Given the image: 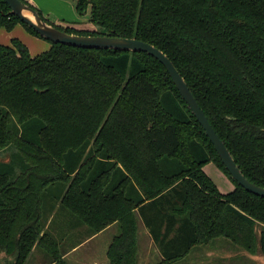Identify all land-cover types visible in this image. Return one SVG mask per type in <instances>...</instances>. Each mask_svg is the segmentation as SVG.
I'll list each match as a JSON object with an SVG mask.
<instances>
[{"label": "trees", "instance_id": "obj_1", "mask_svg": "<svg viewBox=\"0 0 264 264\" xmlns=\"http://www.w3.org/2000/svg\"><path fill=\"white\" fill-rule=\"evenodd\" d=\"M22 1L68 33L162 50L242 172L264 187V0H73L95 30L57 24ZM19 24L42 37L0 0V29ZM0 154L9 156L0 159V264H27L35 248L70 264L45 230L53 212L90 235L117 224L110 264H139L140 220L162 255L154 264H176L217 238L264 256V197L232 178L167 68L146 52L52 42L32 56L18 38L0 43ZM212 162L233 191L205 172Z\"/></svg>", "mask_w": 264, "mask_h": 264}, {"label": "crops", "instance_id": "obj_2", "mask_svg": "<svg viewBox=\"0 0 264 264\" xmlns=\"http://www.w3.org/2000/svg\"><path fill=\"white\" fill-rule=\"evenodd\" d=\"M29 1L35 4L43 12L46 10L52 11V9L54 10L55 8L58 9L62 4L57 0H35V1L29 0ZM55 23L62 24L58 21H56ZM62 25H66V24H62ZM19 26L20 25L16 27ZM13 38L20 39L19 37H13ZM229 184L230 185H228L229 186L228 188L229 191H228V190H223L216 183V185L218 186L219 190L222 193H229L235 189L234 183H229ZM225 186H227V184ZM66 218L70 222H72L71 218L67 216L65 218L64 217L55 218L53 212V215H51L45 222L46 223L45 230H49L54 235V237L57 238L58 241L61 243V246L63 248L64 258L70 264H90L89 261H92L91 264H110L108 258V249L114 237L118 235L120 232L119 226L117 224H112L105 230L97 234L90 235L89 230H87L85 227L83 226L76 227L73 225L72 226L73 229L69 233V235L71 233L73 235L71 234L70 238L71 239L74 238L73 236L75 234L76 236L78 235L79 238L76 239L74 244H71L70 243L71 241H69V244H67L66 238L68 235L67 233L68 231H66V233L59 235L61 227H65V225L68 226V220ZM138 227H139L138 242L140 248L139 264H154L160 261L162 255L158 247L155 245L148 229L145 227V225L141 220L138 223ZM93 242H97L96 245L94 247H89ZM200 246H206V249L203 247L199 248L198 246L194 247L193 250L196 252L195 254L198 260L194 261L193 263L190 262V264H264V256L261 254L260 251H258L255 254H251L248 251L244 250L243 248H240V246H238L232 240L227 238H217L212 242H210L209 244L200 245ZM81 249H84L83 254L81 255L76 254ZM205 250H207L208 255L209 254L211 255H209L208 256L209 259H205V261L200 260ZM33 253L34 255L36 254V258H35L36 262L35 263L30 262L29 264H38V260L41 261V264H55L50 262L47 254H45V252L42 251L40 248H35ZM91 258L93 259L91 260Z\"/></svg>", "mask_w": 264, "mask_h": 264}, {"label": "water", "instance_id": "obj_3", "mask_svg": "<svg viewBox=\"0 0 264 264\" xmlns=\"http://www.w3.org/2000/svg\"><path fill=\"white\" fill-rule=\"evenodd\" d=\"M11 8V14L32 27L43 38L54 43H63L83 48H103L114 50H126L132 52H146L158 59L168 70L182 98L188 104L192 113L202 125L206 135L214 145L223 164L230 172L232 178L247 191L264 197V187L251 182L242 172L235 158L227 148L224 141L216 132L210 120L201 108L184 77L179 73L171 59L153 44L136 38L114 37L107 35H80L68 33L44 20L37 10L22 0H4Z\"/></svg>", "mask_w": 264, "mask_h": 264}, {"label": "rangeland", "instance_id": "obj_4", "mask_svg": "<svg viewBox=\"0 0 264 264\" xmlns=\"http://www.w3.org/2000/svg\"><path fill=\"white\" fill-rule=\"evenodd\" d=\"M57 1L62 3L61 4L62 6L60 5V7L58 9L55 8L54 10H56V11H54L52 9V11L46 10V11H44L45 13L43 12L52 21L53 20L55 22L58 21L62 24H66L68 26H72V27L80 29V30H95L96 29V25H94L92 22H90V11H88L87 14H85L84 16H80L76 12L75 3L73 0H57ZM19 25H20L19 27H15L11 31H8L4 28H1L0 29V43L11 45L12 38L13 37H19L25 44H27L29 51L31 52L32 56H36V55L41 54V53L50 49V47L52 45V42L50 40L35 36V35L31 34L23 25H21V24H19ZM75 25H77V26H75ZM1 156H2V157H0L1 160L4 159L5 161H8V159H9L8 155L2 154ZM19 159H21V161H24L22 156L20 155L19 158H16V160H14L10 164H4V165L2 163L1 164L3 165L4 169L7 172L14 173V172H16V170H18V167L20 166V161H18ZM205 171L210 177H212V179L223 190L229 191L228 185H230L229 183H233V182L213 162L209 163L205 166ZM226 184H227V186H225ZM81 225H83V227L88 229V227L86 225H84V224H81ZM72 226H73V224L70 221H68V226L65 225V228H64L66 231H68L67 232L68 235L66 238L67 244H69V241H71L70 243H73V242H75V240L77 238H79L78 236H76V237L73 236L74 238H72V239L70 238L72 233L70 235H69V233L73 229ZM96 243L97 242H93L89 247H94L96 245ZM198 247L199 248L203 247L206 249V246H198ZM41 250L44 251L43 249H41ZM83 252H84V249H81L76 254L81 255V254H83ZM195 253L196 252L193 250L187 257L179 260L176 264H190V262L193 263L194 261L198 260ZM209 255H211V254H209ZM209 255L207 253V250H205V252L203 253V256L201 257L200 260L205 261V259H209L208 258ZM35 258H36V254L31 255L27 261V264H29V262L35 263L36 262ZM92 259L93 258H91V260ZM89 262H90V264L92 263V261H89ZM153 262H156V261H153ZM38 264H41L40 260H38Z\"/></svg>", "mask_w": 264, "mask_h": 264}]
</instances>
